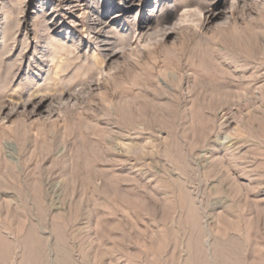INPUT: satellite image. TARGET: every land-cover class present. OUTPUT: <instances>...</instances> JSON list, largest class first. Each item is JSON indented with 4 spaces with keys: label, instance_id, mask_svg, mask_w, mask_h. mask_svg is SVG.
I'll return each mask as SVG.
<instances>
[{
    "label": "rangeland",
    "instance_id": "rangeland-1",
    "mask_svg": "<svg viewBox=\"0 0 264 264\" xmlns=\"http://www.w3.org/2000/svg\"><path fill=\"white\" fill-rule=\"evenodd\" d=\"M206 263L264 264V0H0V264Z\"/></svg>",
    "mask_w": 264,
    "mask_h": 264
},
{
    "label": "bare ground",
    "instance_id": "bare-ground-1",
    "mask_svg": "<svg viewBox=\"0 0 264 264\" xmlns=\"http://www.w3.org/2000/svg\"><path fill=\"white\" fill-rule=\"evenodd\" d=\"M70 1V0H69ZM126 3L128 2V1H130V0H124ZM125 18V13L123 12V11H119V12H117V13H114L113 14V16L111 17V24H116V23H119L121 20H123ZM113 26V25H112ZM100 30V29H99ZM110 32V31H109ZM107 34V33H106ZM106 36H109V34H107ZM106 41H109V40H106ZM103 43V42H102ZM105 43V42H104ZM106 44H108V42H106ZM107 50H109L110 52L109 53H111V55L112 56H114V55H116V53L115 52H113V48H112V46H107V48H106ZM117 52V51H116ZM108 55H110V54H108ZM118 55V54H117ZM36 101V100H35ZM41 101H43V99L41 100ZM41 103V102H40ZM40 103H38V104H40ZM36 104V103H35ZM38 104H36V105H38ZM38 107V106H37ZM41 107V106H40ZM225 117V116H224ZM226 118V117H225ZM227 127V126H226ZM229 256H232L233 255V252L232 251H229L228 253H227ZM215 263V262H214ZM206 264H208V263H206Z\"/></svg>",
    "mask_w": 264,
    "mask_h": 264
}]
</instances>
